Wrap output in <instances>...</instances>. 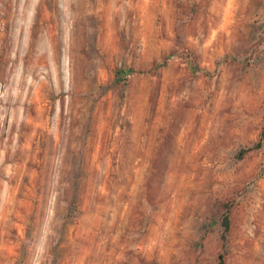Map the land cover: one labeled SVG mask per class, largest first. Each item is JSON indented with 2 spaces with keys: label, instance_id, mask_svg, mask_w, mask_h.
<instances>
[{
  "label": "rangeland",
  "instance_id": "obj_1",
  "mask_svg": "<svg viewBox=\"0 0 264 264\" xmlns=\"http://www.w3.org/2000/svg\"><path fill=\"white\" fill-rule=\"evenodd\" d=\"M263 124L264 0H0V264H264Z\"/></svg>",
  "mask_w": 264,
  "mask_h": 264
},
{
  "label": "trees",
  "instance_id": "obj_2",
  "mask_svg": "<svg viewBox=\"0 0 264 264\" xmlns=\"http://www.w3.org/2000/svg\"><path fill=\"white\" fill-rule=\"evenodd\" d=\"M189 67H190V69L192 71L195 70V67H193L191 65H189ZM115 72H116L117 76H124V75L127 74V70H123V69H117ZM263 140H264V124L261 127L258 140L255 143H253L251 146H248V147H245V148H241L238 151V155H241V154L247 152L248 150H250L252 148L259 147ZM220 225H221L220 239L223 242L225 240L226 232L228 231V228H229V219H228V216H227L226 212L221 217ZM217 257H218L217 264H222V254L219 253L217 255Z\"/></svg>",
  "mask_w": 264,
  "mask_h": 264
}]
</instances>
